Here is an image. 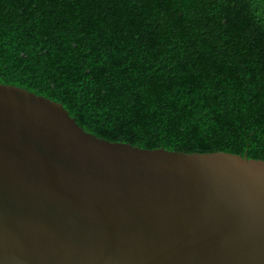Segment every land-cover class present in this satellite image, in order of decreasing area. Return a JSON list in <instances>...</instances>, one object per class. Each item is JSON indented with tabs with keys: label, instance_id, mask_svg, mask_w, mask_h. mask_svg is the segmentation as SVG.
Instances as JSON below:
<instances>
[{
	"label": "trees",
	"instance_id": "trees-1",
	"mask_svg": "<svg viewBox=\"0 0 264 264\" xmlns=\"http://www.w3.org/2000/svg\"><path fill=\"white\" fill-rule=\"evenodd\" d=\"M0 84L109 142L264 161V0H0Z\"/></svg>",
	"mask_w": 264,
	"mask_h": 264
},
{
	"label": "water",
	"instance_id": "water-1",
	"mask_svg": "<svg viewBox=\"0 0 264 264\" xmlns=\"http://www.w3.org/2000/svg\"><path fill=\"white\" fill-rule=\"evenodd\" d=\"M0 264H264V161L109 142L0 84Z\"/></svg>",
	"mask_w": 264,
	"mask_h": 264
}]
</instances>
